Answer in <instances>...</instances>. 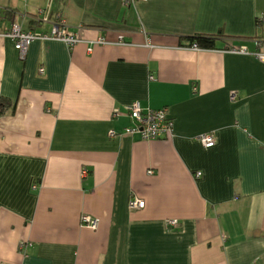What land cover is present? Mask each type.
Returning <instances> with one entry per match:
<instances>
[{
  "label": "crops",
  "instance_id": "1",
  "mask_svg": "<svg viewBox=\"0 0 264 264\" xmlns=\"http://www.w3.org/2000/svg\"><path fill=\"white\" fill-rule=\"evenodd\" d=\"M13 22L78 41L20 58ZM255 38L264 0H0V264H264V63L229 50ZM133 100L171 136L122 132Z\"/></svg>",
  "mask_w": 264,
  "mask_h": 264
},
{
  "label": "built area",
  "instance_id": "2",
  "mask_svg": "<svg viewBox=\"0 0 264 264\" xmlns=\"http://www.w3.org/2000/svg\"><path fill=\"white\" fill-rule=\"evenodd\" d=\"M134 0H125V3L133 2ZM59 23H54L51 28L50 35L42 34L41 32H35L31 30H22L17 23H11L9 29L4 32V35L9 37L17 50L20 58H23L29 42L36 38L52 37L64 41L68 45L74 44L78 39L68 34L63 30H59ZM117 42L123 43L122 36L118 35ZM97 43H104L103 38H97ZM255 49L248 50L246 46L239 45L229 48L232 52L247 53L254 56L256 59L264 63V39H254ZM196 47L195 44H192ZM152 77L151 75L149 76ZM127 115L132 119L133 124L123 128L124 133L129 135L137 134L140 139H167L172 134V121L168 115L166 106L159 108H143L138 100H133L127 106ZM116 132L110 129L108 131L109 136L115 135ZM197 139L205 147H209L214 143V136L212 132H205L197 136ZM200 174L199 171L195 173V176ZM144 200L141 197L132 195L127 200V208L129 211L140 210L143 208ZM79 223L89 229H95L98 220L88 215H81ZM166 225L175 226V220H167Z\"/></svg>",
  "mask_w": 264,
  "mask_h": 264
},
{
  "label": "trees",
  "instance_id": "3",
  "mask_svg": "<svg viewBox=\"0 0 264 264\" xmlns=\"http://www.w3.org/2000/svg\"><path fill=\"white\" fill-rule=\"evenodd\" d=\"M260 20V19H259ZM222 36L220 32L216 34H203L197 33L193 35L185 36L184 38L191 44H195L201 48H215V40Z\"/></svg>",
  "mask_w": 264,
  "mask_h": 264
}]
</instances>
